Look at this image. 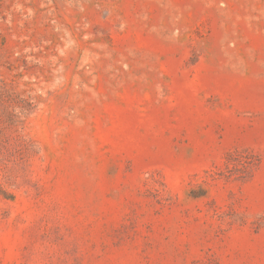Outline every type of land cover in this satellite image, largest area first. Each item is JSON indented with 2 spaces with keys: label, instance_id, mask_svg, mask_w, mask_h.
Wrapping results in <instances>:
<instances>
[{
  "label": "rangeland",
  "instance_id": "1",
  "mask_svg": "<svg viewBox=\"0 0 264 264\" xmlns=\"http://www.w3.org/2000/svg\"><path fill=\"white\" fill-rule=\"evenodd\" d=\"M0 264H264V0H0Z\"/></svg>",
  "mask_w": 264,
  "mask_h": 264
}]
</instances>
